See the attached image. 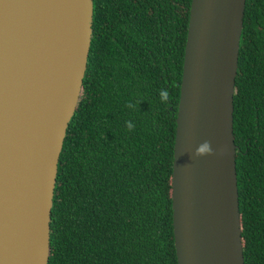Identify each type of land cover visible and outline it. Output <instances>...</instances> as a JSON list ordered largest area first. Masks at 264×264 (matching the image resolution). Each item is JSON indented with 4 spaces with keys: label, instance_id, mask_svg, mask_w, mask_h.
<instances>
[{
    "label": "trees",
    "instance_id": "16d2710c",
    "mask_svg": "<svg viewBox=\"0 0 264 264\" xmlns=\"http://www.w3.org/2000/svg\"><path fill=\"white\" fill-rule=\"evenodd\" d=\"M91 1L86 66L56 164L47 264H176L171 163L190 0ZM233 87L243 264H264V0H244Z\"/></svg>",
    "mask_w": 264,
    "mask_h": 264
},
{
    "label": "water",
    "instance_id": "95a60500",
    "mask_svg": "<svg viewBox=\"0 0 264 264\" xmlns=\"http://www.w3.org/2000/svg\"><path fill=\"white\" fill-rule=\"evenodd\" d=\"M243 8L189 3L171 163L176 264H243L232 137ZM91 18V0H0V264H47L56 164ZM205 141L213 153L195 156Z\"/></svg>",
    "mask_w": 264,
    "mask_h": 264
},
{
    "label": "clouds",
    "instance_id": "9594fccd",
    "mask_svg": "<svg viewBox=\"0 0 264 264\" xmlns=\"http://www.w3.org/2000/svg\"><path fill=\"white\" fill-rule=\"evenodd\" d=\"M159 96L161 98V101L166 103L169 100L168 90L161 89L159 91ZM128 107H132V105L129 104ZM125 123L129 131L134 129L135 125L131 121H126ZM220 151L223 152V149H220ZM212 153H213V149L211 148L210 143L208 141H205L197 147V149L194 152V155L203 156V155H211Z\"/></svg>",
    "mask_w": 264,
    "mask_h": 264
}]
</instances>
